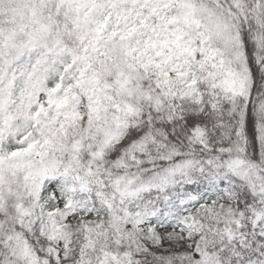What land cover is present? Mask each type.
Wrapping results in <instances>:
<instances>
[{"label": "snow or ice", "instance_id": "1", "mask_svg": "<svg viewBox=\"0 0 264 264\" xmlns=\"http://www.w3.org/2000/svg\"><path fill=\"white\" fill-rule=\"evenodd\" d=\"M0 264H264V0H0Z\"/></svg>", "mask_w": 264, "mask_h": 264}]
</instances>
